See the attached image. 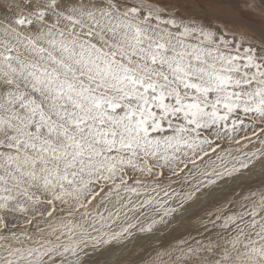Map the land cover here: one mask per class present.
I'll use <instances>...</instances> for the list:
<instances>
[{"label":"snow or ice","instance_id":"6c2138e0","mask_svg":"<svg viewBox=\"0 0 264 264\" xmlns=\"http://www.w3.org/2000/svg\"><path fill=\"white\" fill-rule=\"evenodd\" d=\"M0 264H264V0H0Z\"/></svg>","mask_w":264,"mask_h":264}]
</instances>
